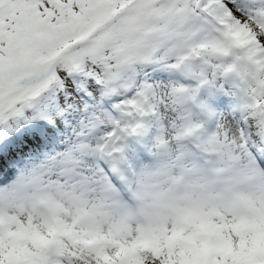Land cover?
Here are the masks:
<instances>
[{"label":"snow or ice","instance_id":"obj_1","mask_svg":"<svg viewBox=\"0 0 264 264\" xmlns=\"http://www.w3.org/2000/svg\"><path fill=\"white\" fill-rule=\"evenodd\" d=\"M0 264H264V0H0Z\"/></svg>","mask_w":264,"mask_h":264}]
</instances>
